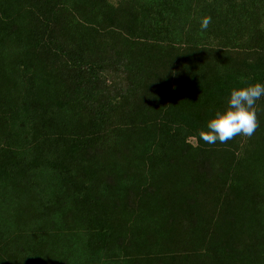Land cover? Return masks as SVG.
<instances>
[{
	"label": "trees",
	"instance_id": "trees-1",
	"mask_svg": "<svg viewBox=\"0 0 264 264\" xmlns=\"http://www.w3.org/2000/svg\"><path fill=\"white\" fill-rule=\"evenodd\" d=\"M255 83L264 0H0V264H264Z\"/></svg>",
	"mask_w": 264,
	"mask_h": 264
},
{
	"label": "clouds",
	"instance_id": "clouds-1",
	"mask_svg": "<svg viewBox=\"0 0 264 264\" xmlns=\"http://www.w3.org/2000/svg\"><path fill=\"white\" fill-rule=\"evenodd\" d=\"M210 23L211 17H202L200 30L206 31ZM262 97H264V83L231 89L225 109L215 112L213 117L206 121V130L198 132L199 138L212 145L217 142L225 143L238 135L251 137L259 127L257 102Z\"/></svg>",
	"mask_w": 264,
	"mask_h": 264
}]
</instances>
